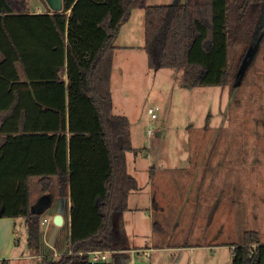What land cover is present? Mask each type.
Instances as JSON below:
<instances>
[{"label": "trees", "instance_id": "trees-1", "mask_svg": "<svg viewBox=\"0 0 264 264\" xmlns=\"http://www.w3.org/2000/svg\"><path fill=\"white\" fill-rule=\"evenodd\" d=\"M234 1L63 0L60 12L31 14L27 0H0V218H23L28 246L40 253L34 191L45 194L56 181L71 204L69 249L41 264L130 263L122 215L139 187L127 167L131 124L114 113L110 78L115 41L131 12L145 10L150 68L181 72L188 89L228 86L235 36L249 31L246 50L264 44V0H244L239 9ZM11 151H28L21 174L9 171ZM92 251L111 258L92 263ZM232 264H264L257 231L243 234Z\"/></svg>", "mask_w": 264, "mask_h": 264}, {"label": "rangeland", "instance_id": "rangeland-1", "mask_svg": "<svg viewBox=\"0 0 264 264\" xmlns=\"http://www.w3.org/2000/svg\"><path fill=\"white\" fill-rule=\"evenodd\" d=\"M135 19L139 30L141 22ZM126 39L123 34L119 43ZM244 43L232 48L228 86L188 89L175 69H152L148 60L141 69L138 52L118 57L112 75L111 60L114 113L126 116L131 124L133 151L127 154V167L131 173L136 154L142 171L138 175L142 191L131 193V207L140 206L138 213L147 215L134 209L122 215L124 239L130 248L143 240L150 243L151 215L152 245L171 248L150 250L148 243V249L132 252L135 264H187L178 262L180 252L172 248L205 243L219 246L230 262V247L242 243L246 231H257L264 241V44L236 86L234 78L247 51ZM149 109H155L157 119L151 118ZM51 194L35 196L31 207L49 220V226L59 206ZM135 195L142 198L136 200ZM66 233L60 235V246L66 247Z\"/></svg>", "mask_w": 264, "mask_h": 264}, {"label": "crops", "instance_id": "crops-1", "mask_svg": "<svg viewBox=\"0 0 264 264\" xmlns=\"http://www.w3.org/2000/svg\"><path fill=\"white\" fill-rule=\"evenodd\" d=\"M160 1V0H159ZM244 0H235L232 3L233 9H239L242 5ZM147 5L148 0H146ZM29 13L31 14H45L48 12H60L63 10V0H27ZM160 5H169V4H153L149 6H160ZM145 10L143 8H136L131 12L130 18L127 22H125L119 31L118 37L115 41V49L112 54V75L113 69H115L116 61L118 57L122 55L132 56V52H138L140 55V68L145 69L148 56L145 51ZM137 18L141 22V27L138 30L136 23L133 24V20ZM144 19V26L143 21ZM244 24V23H242ZM126 31L125 33H123ZM123 34L127 35V39L125 44L119 43L120 37ZM248 36V37H247ZM244 38H241V35L235 36L236 42H244L249 39V35L247 34ZM111 59V60H112ZM149 63V62H148ZM137 62L131 64L135 66ZM113 99V98H112ZM114 106V103H113ZM21 138V137H20ZM23 138V137H22ZM19 139V138H18ZM15 141V140H14ZM12 141V142H14ZM13 144V143H12ZM13 149V147H10ZM15 152V153H14ZM11 151V161L8 163V168L11 174L17 175L21 174V170L26 169L29 167V160H28V151ZM138 159L137 155L134 154V162L132 164L131 173L128 172L135 177L138 183L139 189L137 191H133V193H140L142 191V187L139 181V174L142 173L141 169L138 168ZM150 171L153 172L154 168H150ZM52 198L57 199L59 202L58 209L53 214L52 219L56 217V215L61 214L63 217V225L57 230L56 234L55 225L54 223L49 226V220L47 218L42 219V228H43V239L44 245L42 247V251L40 253H33L29 246H28V233L25 224V220L23 218H9V217H2L0 218V264H41L44 259H58L61 255L65 254L69 249V223H70V199L69 195L64 196V202L60 195V191L56 185V181L51 189ZM48 193V192H47ZM41 195L39 190H36L32 196ZM131 197L132 194L129 196L128 200V211L130 209H134L133 212H137V214H142L145 218L147 215H144V212L138 213L140 206H136L137 208L131 207ZM141 195H135L136 200H140ZM62 210V211H61ZM134 214V213H133ZM136 214V213H135ZM143 217V218H144ZM149 225H148V233H149V242H145V240L140 241L137 246L131 248L129 252L131 255V260L129 264H135V260L132 257L133 251H141L144 249H148L147 245L149 243L150 250H171L169 247H162V248H155L156 246L152 245V218L151 215L148 217ZM144 220V219H143ZM137 223V224H136ZM135 223V225H140L142 222L139 220ZM134 225V224H133ZM66 230V247L60 246L59 238L61 233ZM135 231L138 234H143L140 227H136ZM262 240V239H261ZM263 241V240H262ZM241 244V243H240ZM238 245V244H237ZM236 245L230 247V262H226L225 259L222 257L221 248L213 243H205L201 245H190L185 244L179 248H172L176 249L180 254L178 255V262L187 261V264H232V256L233 251ZM146 247V248H145ZM111 258V255H110Z\"/></svg>", "mask_w": 264, "mask_h": 264}, {"label": "water", "instance_id": "water-1", "mask_svg": "<svg viewBox=\"0 0 264 264\" xmlns=\"http://www.w3.org/2000/svg\"><path fill=\"white\" fill-rule=\"evenodd\" d=\"M258 47H259L258 44H255V43L251 44L248 47L246 54L242 60L241 66H240V68L237 72V75H236V79H237L236 84H235L236 86H238L240 84L241 79H242L248 65L252 62L253 57H254L255 53L257 52ZM32 212H34V211L32 210ZM34 213H36V212H34ZM54 225H55L54 234H56L57 230L63 225V217L61 216V214L56 215V217L54 218Z\"/></svg>", "mask_w": 264, "mask_h": 264}, {"label": "built area", "instance_id": "built-area-1", "mask_svg": "<svg viewBox=\"0 0 264 264\" xmlns=\"http://www.w3.org/2000/svg\"><path fill=\"white\" fill-rule=\"evenodd\" d=\"M148 113L150 114V116L153 120L157 119V114L155 113V109H149ZM148 133L151 134L152 131L149 129ZM110 255H111L110 252L92 251L89 253V260L92 263L105 262V261L110 260Z\"/></svg>", "mask_w": 264, "mask_h": 264}]
</instances>
